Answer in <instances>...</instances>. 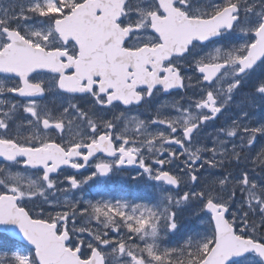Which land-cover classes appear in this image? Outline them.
<instances>
[{
	"label": "snow or ice",
	"instance_id": "6c2138e0",
	"mask_svg": "<svg viewBox=\"0 0 264 264\" xmlns=\"http://www.w3.org/2000/svg\"><path fill=\"white\" fill-rule=\"evenodd\" d=\"M0 264H264V0H0Z\"/></svg>",
	"mask_w": 264,
	"mask_h": 264
},
{
	"label": "flooded vegetation",
	"instance_id": "af4514ba",
	"mask_svg": "<svg viewBox=\"0 0 264 264\" xmlns=\"http://www.w3.org/2000/svg\"><path fill=\"white\" fill-rule=\"evenodd\" d=\"M129 172L131 175H136V170L133 168H130L128 172H125L123 175L127 177L129 175ZM105 190L109 192L113 196H121V195H130V198L132 197H138L144 195V188L142 184H126L119 178H116L112 181H109L106 185ZM92 195H95V192H92ZM91 198V197H89ZM97 199L99 197H96ZM110 198V197H109Z\"/></svg>",
	"mask_w": 264,
	"mask_h": 264
},
{
	"label": "rangeland",
	"instance_id": "374dc122",
	"mask_svg": "<svg viewBox=\"0 0 264 264\" xmlns=\"http://www.w3.org/2000/svg\"><path fill=\"white\" fill-rule=\"evenodd\" d=\"M209 131H211V129H209ZM210 146V145H209Z\"/></svg>",
	"mask_w": 264,
	"mask_h": 264
}]
</instances>
